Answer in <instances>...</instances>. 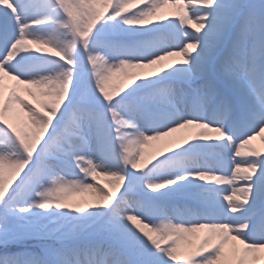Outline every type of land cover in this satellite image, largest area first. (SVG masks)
<instances>
[{"label":"snow or ice","instance_id":"1","mask_svg":"<svg viewBox=\"0 0 264 264\" xmlns=\"http://www.w3.org/2000/svg\"><path fill=\"white\" fill-rule=\"evenodd\" d=\"M258 135L264 0H0V264H264Z\"/></svg>","mask_w":264,"mask_h":264},{"label":"bare ground","instance_id":"2","mask_svg":"<svg viewBox=\"0 0 264 264\" xmlns=\"http://www.w3.org/2000/svg\"><path fill=\"white\" fill-rule=\"evenodd\" d=\"M193 7H200V5H192ZM98 7V10H102ZM176 9L174 8H167V9H164L161 13H158L157 14V17L154 18L153 20V23H161V22H166L167 20L169 19H176ZM194 31V30H193ZM44 54H47V53H44ZM178 59V58H176ZM11 82V80H8L7 78H5V89H6V93L7 91L9 90V86H10V83L8 84L7 82ZM120 82V78L117 77L115 79V82L114 83H119ZM21 95L26 99V100H32L33 103H36L37 100L33 99L32 97L28 96L27 94V91H25V93L21 92ZM22 116V115H21ZM183 133H177L176 135L177 136H180L182 135ZM261 141V142H260ZM247 149H251L252 151L260 154V156H264V136H260L258 135L255 139H253L249 145L246 146V150ZM260 156H257L255 158L259 159ZM250 157H241L239 159H248ZM247 174H250V173H247V172H242L241 175H247ZM99 184L105 188L108 187V185L106 184V182L104 181L103 178H100L99 179ZM239 183V182H238ZM93 200V197L91 194H85L83 196H79V197H72V203H80V202H89ZM196 235L198 236L199 238L203 239L205 238L208 233L206 230H201L197 233H194L191 237H190V240L192 241L193 244H197L199 243L200 241H197L193 236Z\"/></svg>","mask_w":264,"mask_h":264},{"label":"rangeland","instance_id":"3","mask_svg":"<svg viewBox=\"0 0 264 264\" xmlns=\"http://www.w3.org/2000/svg\"><path fill=\"white\" fill-rule=\"evenodd\" d=\"M30 48H35L36 46L35 45H28ZM44 54V53H43ZM115 79L116 78H114V81L113 82H115ZM8 84L10 83V86H9V90L14 86V82L13 81H9V82H7ZM25 91L26 90H23V91H21V92H23V93H25ZM26 118L25 117H23V116H14V121L18 124V125H22L23 124V122H24V120H25ZM261 142V141H260ZM145 151H146V153L147 152H149V151H151V149L149 148V149H145ZM7 178V177H6ZM72 201V197L69 199V202H71ZM197 241H201L202 239L201 238H199L198 236H196V235H194L193 236Z\"/></svg>","mask_w":264,"mask_h":264}]
</instances>
